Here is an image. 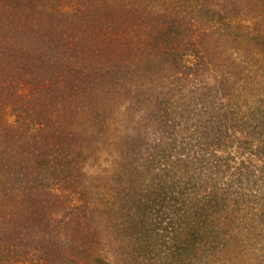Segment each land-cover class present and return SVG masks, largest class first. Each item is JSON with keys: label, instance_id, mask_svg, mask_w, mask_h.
I'll use <instances>...</instances> for the list:
<instances>
[{"label": "trees", "instance_id": "1", "mask_svg": "<svg viewBox=\"0 0 264 264\" xmlns=\"http://www.w3.org/2000/svg\"><path fill=\"white\" fill-rule=\"evenodd\" d=\"M65 251L264 264V0H0V264Z\"/></svg>", "mask_w": 264, "mask_h": 264}, {"label": "rangeland", "instance_id": "2", "mask_svg": "<svg viewBox=\"0 0 264 264\" xmlns=\"http://www.w3.org/2000/svg\"><path fill=\"white\" fill-rule=\"evenodd\" d=\"M100 160H96L94 158H88L84 160V163L82 164L83 169H82V186H96L100 183V178L102 176L101 171H100ZM84 175V176H83ZM100 177V178H99ZM65 213L69 214L71 211L65 207ZM59 218H62L63 215L60 214ZM70 217L68 216L66 220H69ZM69 236H66V240L68 239ZM106 241L102 240L100 247L102 248L105 246ZM77 259H74L73 256L68 255V251H65V259H63L62 264H74Z\"/></svg>", "mask_w": 264, "mask_h": 264}]
</instances>
